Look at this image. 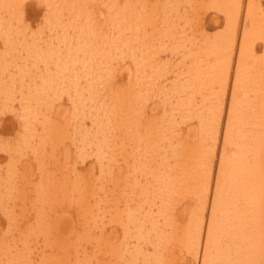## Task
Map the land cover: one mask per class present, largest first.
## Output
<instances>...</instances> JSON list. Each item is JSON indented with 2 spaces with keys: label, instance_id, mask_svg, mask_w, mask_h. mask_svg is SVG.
Segmentation results:
<instances>
[{
  "label": "rangeland",
  "instance_id": "rangeland-1",
  "mask_svg": "<svg viewBox=\"0 0 264 264\" xmlns=\"http://www.w3.org/2000/svg\"><path fill=\"white\" fill-rule=\"evenodd\" d=\"M53 2L66 5L59 8L61 15L57 23L61 25L51 20ZM107 2L12 0L8 8L0 3V65L4 66L0 69V88L12 96L0 93V264L11 260L17 264H53V259L62 252L66 254L64 262L81 264L82 257L92 259L113 246L120 250L113 253L120 255L126 245L135 249L136 223L149 207L155 210L153 215L159 220L160 228H168L167 222L181 213L183 190L176 182L172 183L173 208L171 205L167 212L157 215L162 202H153L162 181L157 178L176 175L185 156L184 135L197 125L195 121L190 126L187 123L182 134L178 125H183V110L178 109L176 97L168 98L171 95L168 67L169 78L174 79L176 65L181 60V56L170 54L168 45V0H115V4H110L112 11L118 6L125 9L136 4L139 9H146L159 3L158 26L154 29L158 38L151 41V46L153 55L159 56L154 69L164 71L154 78L149 96L134 104L136 109L131 115L134 128L128 132L123 129V117L120 118L123 114L115 109L119 107L123 113L130 111L128 104L122 103L121 94L142 93L144 85L129 79L132 69L129 62L136 42L127 40L129 31L121 34L113 26ZM86 17L97 32L113 41L105 44L116 48V53H108L112 65L102 75L101 68H92L95 74H91L77 62L74 70H67L64 78L55 82L54 91L43 92L49 104L45 116L38 112L24 114L22 96L27 92L37 93L42 76H57L55 65L52 62L40 65L35 51L44 54L51 47L66 51L60 39L70 36L75 44L77 29ZM75 25L77 29L73 28ZM3 27L7 29L3 31ZM218 29L222 26L213 27L210 33ZM82 55L77 52L76 59L82 60ZM99 59H91L92 66H97ZM20 72L26 76L24 82L20 80ZM71 72L78 73L76 87L69 84ZM103 79L106 85L100 86ZM164 97L166 108L157 115L169 117L165 124L170 123L171 129L162 127L153 135H145L144 125L149 121H142L143 103L147 102L150 108ZM146 113L151 114L150 109ZM220 153L218 145L215 160H219ZM141 193H146L140 201L144 207L137 212ZM114 202L116 206L110 207ZM171 209L172 216H167ZM149 251L144 254L147 256L153 249ZM102 253L105 257L109 254Z\"/></svg>",
  "mask_w": 264,
  "mask_h": 264
},
{
  "label": "bare ground",
  "instance_id": "bare-ground-1",
  "mask_svg": "<svg viewBox=\"0 0 264 264\" xmlns=\"http://www.w3.org/2000/svg\"><path fill=\"white\" fill-rule=\"evenodd\" d=\"M114 1L106 3L113 26L121 34L129 31L127 40L136 42L129 62L132 66L129 79L144 85L142 93L121 94L122 103L128 104L130 111L123 113L119 107L115 109L123 114L120 116L123 129L128 132L134 128L131 118L136 109L134 104L149 96L154 78L164 71L154 69L159 56L153 55L151 46V41L158 38L154 29L160 11L159 3L146 9L133 4L110 11ZM0 3L8 8L12 0H0ZM50 5L54 12L51 20L57 23L61 15L59 8L66 5L58 6L56 2ZM168 20L170 54L181 56L174 79L169 78L168 67L171 94L168 98L176 97L178 109L183 110V125H178L182 134L187 123L190 126L195 121L197 125L184 135L185 156L176 175L157 178L162 181L153 202H162L157 215L167 212L171 205L173 208L172 183L176 182L183 190V208L179 216L176 213L167 222L168 228H160L159 220L153 215L155 210L149 207L136 223L134 250L126 245L119 255L113 253L120 252L115 246L107 247L109 250L102 251L109 253L107 257L100 252L92 259L82 257L81 264H141V260L149 264H264V0H168ZM218 26L222 29L210 33V29ZM6 29L3 27V31ZM77 30L75 44L70 36L60 39L66 51L60 52L57 47L44 54L35 51L40 65L50 62L55 65L57 76H42L40 93L27 92L22 96L24 114L38 112L45 116L49 104L43 92L54 91L55 82L62 80L67 70H74L77 62L91 74H95L92 68H101L102 75L112 65L108 53H116V48L105 44L113 41L97 32L88 17ZM9 51L7 48L6 52ZM77 52L83 54L82 60L76 59ZM94 58H100L97 66H92ZM0 69H4L3 64ZM19 76L24 82L25 74L20 72ZM78 78V73L71 72L69 84L76 87ZM99 85L105 86L106 80H101ZM7 92L0 88V93ZM90 92L94 98L92 88ZM6 96L12 98L11 94ZM165 101L166 97L161 101L163 104L156 102L150 108L147 102L143 103L142 121H149L144 125L145 135H153L162 127L171 129L170 123L165 124L170 118L157 115L166 108ZM33 102L38 108L35 109ZM148 109L151 114L146 113ZM141 139L146 142L145 138ZM218 145L221 153L219 160H215ZM144 194L138 195L137 212L144 207L140 202ZM114 206L115 202L110 207ZM171 212L172 209L167 216H172ZM150 249L152 253L146 256L144 252ZM65 256L63 252L57 254L53 264H70L64 262ZM15 261L8 264H17Z\"/></svg>",
  "mask_w": 264,
  "mask_h": 264
}]
</instances>
